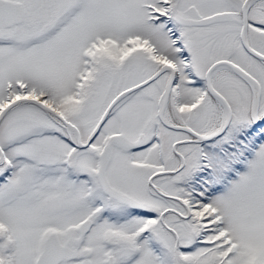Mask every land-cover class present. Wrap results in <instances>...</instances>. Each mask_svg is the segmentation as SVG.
Listing matches in <instances>:
<instances>
[{
    "label": "snow or ice",
    "instance_id": "6c2138e0",
    "mask_svg": "<svg viewBox=\"0 0 264 264\" xmlns=\"http://www.w3.org/2000/svg\"><path fill=\"white\" fill-rule=\"evenodd\" d=\"M0 264H264V0H0Z\"/></svg>",
    "mask_w": 264,
    "mask_h": 264
}]
</instances>
